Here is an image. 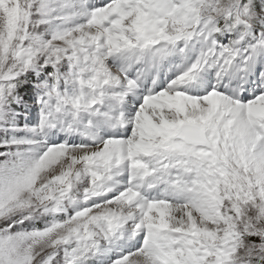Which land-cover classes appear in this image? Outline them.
I'll use <instances>...</instances> for the list:
<instances>
[{"label":"snow or ice","instance_id":"obj_1","mask_svg":"<svg viewBox=\"0 0 264 264\" xmlns=\"http://www.w3.org/2000/svg\"><path fill=\"white\" fill-rule=\"evenodd\" d=\"M0 264H264V0H0Z\"/></svg>","mask_w":264,"mask_h":264}]
</instances>
